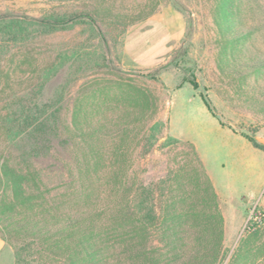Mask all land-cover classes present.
<instances>
[{
	"label": "rangeland",
	"instance_id": "obj_1",
	"mask_svg": "<svg viewBox=\"0 0 264 264\" xmlns=\"http://www.w3.org/2000/svg\"><path fill=\"white\" fill-rule=\"evenodd\" d=\"M219 3L0 0V123L9 105L14 120L19 116L15 108L24 105L31 114L33 108L43 110L40 119L54 113L60 121L59 136L43 145L46 157L30 165L40 174L45 186L41 188L59 202L70 200L77 158L87 150L105 154L123 150L131 180L155 185L168 182L176 165L191 163L193 148L223 217L216 264H264V225L258 229L260 240L241 243L249 238L250 214H264V153L227 133L253 136L264 144V0H242L241 15L230 18L228 34L219 26ZM91 11L96 12L91 19L84 17ZM44 17L71 21L49 34L26 25ZM17 19L26 28L8 29ZM147 19L165 24L171 34L165 53L149 68L133 65L124 52L127 33ZM251 61L257 62L256 68ZM138 88L151 96L154 107L142 122L132 125L121 144L124 118L135 107ZM201 95L214 120L195 107L202 106ZM74 106L75 122L93 134L89 143L82 142L78 129L73 131ZM156 122L161 126L146 154L149 143L143 134ZM66 137L69 143L63 142ZM7 140L0 125V160L8 158L26 170L28 165H18ZM8 196L0 189V199ZM167 196L159 191L157 200ZM6 246L14 264L13 250Z\"/></svg>",
	"mask_w": 264,
	"mask_h": 264
},
{
	"label": "trees",
	"instance_id": "obj_2",
	"mask_svg": "<svg viewBox=\"0 0 264 264\" xmlns=\"http://www.w3.org/2000/svg\"><path fill=\"white\" fill-rule=\"evenodd\" d=\"M219 1V26L228 34V27L233 25L230 18L235 13L241 15L242 0ZM93 13L96 12L84 17L90 18ZM68 21L71 20L44 17L26 25L49 34ZM21 24V19H17L7 28H26ZM256 65L251 61V67ZM189 82L197 89L193 79ZM136 91L135 107L124 118L126 128L119 136L121 144L132 125L142 122L154 107L151 96L140 88ZM200 99L210 111L206 97L201 95ZM11 108L9 105L0 125L17 153L18 165H28L23 170L13 166L8 158L0 160V189L10 194L7 199H0V238L12 248L14 264H216L219 260L223 217L213 185L193 148L191 163L176 165L168 182L155 185L131 180L123 163V150L110 154L87 150L77 158L70 200L59 202L50 199L49 191L41 188L45 186L40 174L30 165L46 157L43 145L51 136H59L60 121L53 117L54 113L40 119L43 110L30 108L31 114L24 105L15 108L19 116L14 120ZM77 126L74 106L73 131L78 129L82 142L89 143L92 132L86 125ZM160 126L156 122L144 132L149 143L146 154L153 147ZM243 137L264 153V144L253 136ZM63 140L70 142L68 137ZM159 191L168 196L158 201ZM248 237L242 240L243 245L260 240L261 235L257 229ZM261 244L264 255V243Z\"/></svg>",
	"mask_w": 264,
	"mask_h": 264
},
{
	"label": "crops",
	"instance_id": "obj_3",
	"mask_svg": "<svg viewBox=\"0 0 264 264\" xmlns=\"http://www.w3.org/2000/svg\"><path fill=\"white\" fill-rule=\"evenodd\" d=\"M148 21L149 19L141 23L139 28L131 29V31H129L125 37L124 52L131 63L137 67L149 68L156 65L159 61V58H161V56H163L165 53L171 37L170 30L165 24L161 22ZM200 103H202V106L196 103L195 107H198L199 110L203 111V113L213 119V117L208 113L203 102L201 101ZM227 133L229 137H234V139H236L238 142H246V145L248 143V145L252 147L247 139L237 136L231 132ZM192 144L195 146L194 143ZM10 262L13 264V256L10 254L6 243L0 238V264H9Z\"/></svg>",
	"mask_w": 264,
	"mask_h": 264
},
{
	"label": "built area",
	"instance_id": "obj_4",
	"mask_svg": "<svg viewBox=\"0 0 264 264\" xmlns=\"http://www.w3.org/2000/svg\"><path fill=\"white\" fill-rule=\"evenodd\" d=\"M264 225V214L260 212H253L248 217L247 221V232H253Z\"/></svg>",
	"mask_w": 264,
	"mask_h": 264
}]
</instances>
